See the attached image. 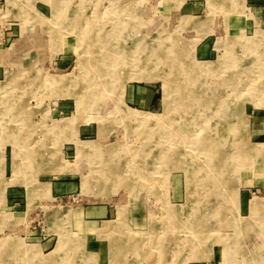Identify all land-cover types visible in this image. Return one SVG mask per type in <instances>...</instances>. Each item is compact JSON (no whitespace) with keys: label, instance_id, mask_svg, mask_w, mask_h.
Here are the masks:
<instances>
[{"label":"rangeland","instance_id":"374dc122","mask_svg":"<svg viewBox=\"0 0 264 264\" xmlns=\"http://www.w3.org/2000/svg\"><path fill=\"white\" fill-rule=\"evenodd\" d=\"M0 264H264V0H0Z\"/></svg>","mask_w":264,"mask_h":264},{"label":"bare ground","instance_id":"6f19581e","mask_svg":"<svg viewBox=\"0 0 264 264\" xmlns=\"http://www.w3.org/2000/svg\"><path fill=\"white\" fill-rule=\"evenodd\" d=\"M203 90V89H202ZM204 133V132H203ZM211 138V137H210ZM214 139V138H213ZM216 139V138H215ZM207 140V139H206ZM218 140V139H217ZM202 141V140H201ZM204 141V140H203ZM202 141V142H203ZM222 142V141H221ZM217 144V143H216ZM205 145V144H204ZM216 148H213L212 146H209L208 145V147H207V152H208V156H209V160H211L212 161V163H213V165H214V163H216L215 161H214V158H215V156H220V158L223 156V155H221V153H217L216 154ZM223 158V157H222ZM219 161V160H218ZM209 163H211V162H209ZM220 163V162H219ZM227 164H223V167H225ZM221 165H219V167H220ZM221 168H222V166H221ZM257 205V204H256ZM263 207V206H262ZM219 210V209H218ZM202 224V223H201ZM204 227H202V229H203Z\"/></svg>","mask_w":264,"mask_h":264}]
</instances>
